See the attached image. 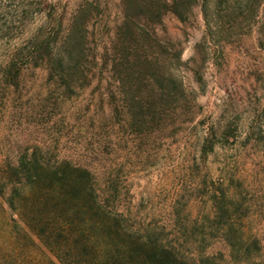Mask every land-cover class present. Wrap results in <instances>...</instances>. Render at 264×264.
Segmentation results:
<instances>
[{
  "label": "trees",
  "instance_id": "trees-1",
  "mask_svg": "<svg viewBox=\"0 0 264 264\" xmlns=\"http://www.w3.org/2000/svg\"><path fill=\"white\" fill-rule=\"evenodd\" d=\"M71 1L0 0V264H264V109L239 124L200 104L212 54L254 32L264 51V0H121L108 40L110 0ZM197 7L183 61L159 27ZM161 162L167 221L131 184Z\"/></svg>",
  "mask_w": 264,
  "mask_h": 264
},
{
  "label": "rangeland",
  "instance_id": "rangeland-1",
  "mask_svg": "<svg viewBox=\"0 0 264 264\" xmlns=\"http://www.w3.org/2000/svg\"><path fill=\"white\" fill-rule=\"evenodd\" d=\"M67 3L71 6L75 1L54 0ZM121 0H110V9L103 16L105 27V40L114 34V27L119 21V7ZM70 18V15L66 17ZM47 23L45 16H37L31 20L26 28L24 39L36 34L43 25ZM161 35L168 36L174 41L181 43L183 48L182 60L187 61L195 54V47L206 31L202 12L199 7L194 10L193 17L186 23L179 21L175 16L168 15L159 27ZM18 41L12 42V46ZM105 44V43H103ZM2 50H0V54ZM189 81L191 76L187 74ZM205 80L207 88L205 94L200 98V104L204 106L206 116H212L219 120L222 116L232 118L235 122L243 123L249 116H254L264 109V51L258 43L257 32L234 44L228 45L224 53L212 54L205 67ZM6 108L0 104V160L4 159L5 153L11 148L9 140L14 141L12 132L8 133L11 126L5 118ZM13 129V128H12ZM13 131V130H12ZM195 133L194 130H189ZM42 136V135H41ZM48 140V139H47ZM163 162L159 167L147 169L135 176L131 182L132 191L137 204L148 200L150 193L160 195L154 200V206L162 219H169V205L171 196L168 190L173 191V177L161 181ZM177 183V181H174ZM173 193H171L172 195Z\"/></svg>",
  "mask_w": 264,
  "mask_h": 264
}]
</instances>
